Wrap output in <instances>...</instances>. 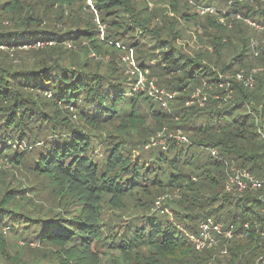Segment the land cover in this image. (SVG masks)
Returning a JSON list of instances; mask_svg holds the SVG:
<instances>
[{
	"label": "trees",
	"instance_id": "16d2710c",
	"mask_svg": "<svg viewBox=\"0 0 264 264\" xmlns=\"http://www.w3.org/2000/svg\"><path fill=\"white\" fill-rule=\"evenodd\" d=\"M135 1L0 0V264H264V190L228 189L231 167L264 178V53L244 23L264 28V0ZM181 22L202 28L191 54ZM125 51L176 94L169 110L120 73ZM253 62L254 88L219 89ZM200 89L206 106L186 107ZM208 219L235 236L199 250Z\"/></svg>",
	"mask_w": 264,
	"mask_h": 264
},
{
	"label": "rangeland",
	"instance_id": "374dc122",
	"mask_svg": "<svg viewBox=\"0 0 264 264\" xmlns=\"http://www.w3.org/2000/svg\"><path fill=\"white\" fill-rule=\"evenodd\" d=\"M144 1H146V3L148 4L150 12L156 9V7H153L154 5L151 3L150 0H136L135 2H137L138 4H142ZM236 2L240 3V4H245V3L246 4H254V5L256 4L255 0H216L214 2L213 6L219 4L222 9H226L227 6L231 7ZM261 2H263V0ZM89 4H91V2H89ZM183 4H184V2L182 3V5ZM166 6H168V4H166ZM213 10H214V12H209V11H207V8L199 7L197 11L200 14V18L203 20L201 22H203V23L205 22L204 21L205 18H203V17H207L209 15H216L217 14V10H215V9H213ZM193 11L196 12V10L192 9V12ZM222 11H223V13L226 12L225 10H222ZM66 13H68V12H66ZM169 14H171V13H169ZM236 15L237 14H231V17L233 16V18H234V16H236ZM235 19L236 20H241L242 17H240V15H238ZM219 22L221 24H223L224 26L228 27L230 30L233 28V24L231 22H229V20L224 19L221 16L219 17ZM244 23L247 26H250V27L254 28V30H256V36L253 37L252 40H251V48L253 49L252 52L254 53L255 57H259V56L261 57V55L264 53V30L263 29H258L254 25H252V24H255L257 26H261V25L255 23V22H253L251 20H247L246 19V20H244ZM58 26H60V25H58ZM180 27L184 28L183 29V40H181L177 45L181 46L185 53L187 52L188 54H191V53H193L192 51H194V50H196L198 48V44L199 43H198V40H197L196 32L197 31H199V33L202 32V28L200 26H198V25L185 24L184 22H181V26ZM100 30H101V34H100L101 37L100 38L103 39L104 38V33H105V28L103 26H100ZM208 30L211 33L215 32L214 30H210V29H208ZM229 35H230L231 38H233L235 33L231 32V33H229ZM234 43L237 44V41H234ZM117 46L119 48H122V50L124 51V48L122 46H120V45H117ZM41 47H43V44L41 42H38L37 45H36V48H41ZM65 47H66V52L68 50L71 51V52L76 50L75 45L71 44V43H66ZM24 48H26V47H24ZM0 49L4 50L5 47L4 46H0ZM209 51L211 52V49ZM104 58L105 59L97 58V57L95 58L96 62H100L97 65H99V68H100L99 71L102 72V73L107 72V68L106 67H107L108 62L110 61V56L109 55H107ZM103 61L106 63L104 66H102L104 64ZM96 62L94 63L95 65H96ZM115 64H116V66H117V68L119 70L121 69L120 73L123 75V77L127 78L129 81H132L133 83L136 81V83H134V85H132V86H134V91L147 92V93H149L151 95H154V96H160L164 100L166 99V95L167 94H171L170 92H168L164 88H160L158 80L156 78H153V77L150 76V71H147L146 74H144V75L141 73V71H140V69L138 67V64H137L136 55H135V53L133 51H130V52L129 51H125V53H123V54L120 53L118 55L117 59L115 60ZM252 64H253V71H251L248 76H245L243 72L237 73L235 75H233V74L221 75L220 79H224L225 83L221 84L219 86V89H221L223 91L229 90L230 85H231L229 83V81H231L233 78H236L238 83H240V85H244V87H246V88H254V86H255V77H254V75H256V72L258 70H262V69L260 68L258 62H257V64H258L257 66H256V63H254V62ZM258 67L260 69H258ZM140 78L143 80V84H144V87H142L140 85L142 89L140 87H138V84H137V82L139 81ZM204 85H206V84H204ZM206 88L208 90L210 88V86L206 85L205 89ZM197 93H199V92H194L192 94V100L187 102L186 107H192V106H195V105H199V106H201L203 108V107L206 106V102H204V98L205 97H202V95H204L206 93L203 94V90L202 89H200V93H201L200 96H199V94L197 95ZM225 98L226 99H230L231 95L230 94H226ZM173 104H174L173 102H169L168 106H167V108H165V110H169L171 108V105H173ZM67 108H69V107H67ZM69 110L70 111H75L72 108H70ZM73 121L76 124H79V118L77 116L73 117ZM165 132H166V130H165ZM166 134H170L171 136L176 135L177 139H178L179 136L181 138L183 136V134L180 133V132L175 134V133H171V132L169 133L167 131ZM20 146H23V148H25L26 144L23 143V144H20ZM21 148L22 147H20L19 149L22 150ZM3 163L7 164L5 162H3ZM230 191H233V190H230ZM237 192L238 193H244L243 191H239V190ZM225 252L226 251H224V254H225Z\"/></svg>",
	"mask_w": 264,
	"mask_h": 264
},
{
	"label": "built area",
	"instance_id": "2783aa9c",
	"mask_svg": "<svg viewBox=\"0 0 264 264\" xmlns=\"http://www.w3.org/2000/svg\"><path fill=\"white\" fill-rule=\"evenodd\" d=\"M207 11L214 12V10L210 8H207ZM252 25H254L258 29H264L261 26H257L255 24ZM141 78L137 82L138 87L140 88L141 86L144 87L143 80ZM198 94L199 93H197V95ZM151 96H153L158 102H160L164 108H167L168 103L175 98L176 94H167L165 100L160 96ZM178 139L187 141V139L183 136L182 138L179 136ZM212 155L214 157H218V154L215 150L212 151ZM228 189H235L243 192L248 189L261 190L264 189V178H256L250 173L243 172L241 170H238L237 168L231 167L228 180ZM245 227H247V225ZM218 235H224L227 239H232L235 236V231H233V229L225 230L222 224L216 223L213 219H208L201 224L200 234L196 237H191V239L194 241L199 250H203L205 248L213 247L214 245H216Z\"/></svg>",
	"mask_w": 264,
	"mask_h": 264
},
{
	"label": "bare ground",
	"instance_id": "6f19581e",
	"mask_svg": "<svg viewBox=\"0 0 264 264\" xmlns=\"http://www.w3.org/2000/svg\"><path fill=\"white\" fill-rule=\"evenodd\" d=\"M200 234V233H199Z\"/></svg>",
	"mask_w": 264,
	"mask_h": 264
}]
</instances>
